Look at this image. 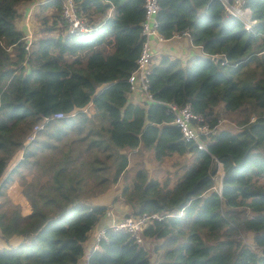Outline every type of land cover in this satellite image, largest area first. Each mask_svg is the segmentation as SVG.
Instances as JSON below:
<instances>
[{
    "label": "trees",
    "instance_id": "obj_1",
    "mask_svg": "<svg viewBox=\"0 0 264 264\" xmlns=\"http://www.w3.org/2000/svg\"><path fill=\"white\" fill-rule=\"evenodd\" d=\"M32 1L0 0V264H78L91 231L118 200L131 215L160 217L143 231L152 256L106 227L87 264H264V0L246 2L250 31L217 0H158L162 37L187 31L203 55L184 65L161 57L148 75L149 103L131 102L128 83L142 0H74L93 35L67 34L57 15L60 35L26 49L15 23L17 7ZM63 1L41 9L60 14ZM167 103H191L211 129L225 120L238 131L209 134L206 151L198 150L172 125ZM56 113L63 117L52 119ZM45 118L38 132L47 139L28 141ZM34 142L50 155L32 162ZM140 145L156 163L172 154L191 160L175 165L172 183L150 179L141 165L123 184L127 152ZM22 167L38 168L22 185L27 214L6 195ZM246 234L254 235V248L242 242Z\"/></svg>",
    "mask_w": 264,
    "mask_h": 264
},
{
    "label": "built area",
    "instance_id": "obj_2",
    "mask_svg": "<svg viewBox=\"0 0 264 264\" xmlns=\"http://www.w3.org/2000/svg\"><path fill=\"white\" fill-rule=\"evenodd\" d=\"M143 1V19L140 23V49L139 55L136 60L135 70L131 73L128 79L130 86V91L136 92L140 91L146 95V97L151 100L148 94V75L150 74V63L153 55L152 39L155 37L159 42H163L164 38L159 34V22L157 15L159 12L158 0H142ZM224 8L226 16L233 17L237 19L242 25L245 31H250L255 21L251 19L250 11L245 8L247 0H217ZM35 6H32L34 8ZM60 19L64 21L67 28V34L77 35L88 38L92 35L94 28L93 26L84 18H82L75 6L74 0H64L63 5L60 10ZM180 37H188L187 32L178 33ZM26 42V49L30 46L33 41L32 34L29 29L24 37ZM167 111L172 114L174 125L181 133L182 140L184 142L193 143L198 150L206 151V142L203 137L214 133V129H211L207 123L206 119L197 114L191 103H186L184 105H178L176 103L165 104ZM63 114L56 113L53 115L52 119H61ZM254 119H252L253 121ZM49 121L45 118L43 122ZM43 128V124L36 125L33 128V135L29 138L30 141L34 139V135ZM221 178L223 173L221 169H218ZM220 178V179H221ZM214 190L219 192V189L214 187ZM152 219L159 220L160 217L153 215L147 216L143 215H129L128 217L122 219L119 223L110 226L115 231H121L129 234L138 244H143V231L146 228L148 222ZM101 239H105L104 230L100 231L96 235V241L94 248L98 247V243ZM144 240V239H143Z\"/></svg>",
    "mask_w": 264,
    "mask_h": 264
},
{
    "label": "rangeland",
    "instance_id": "obj_3",
    "mask_svg": "<svg viewBox=\"0 0 264 264\" xmlns=\"http://www.w3.org/2000/svg\"><path fill=\"white\" fill-rule=\"evenodd\" d=\"M40 8H42V6H40V5L35 6L34 12L36 14L34 13L31 15V18H30V25L32 26L31 34L33 35V37L35 36V39L41 38V37H46L47 35H50L53 37H58L60 35V29L61 28L59 26L60 23L56 19V16L57 15L59 16V13H57L55 9L46 10V8H43V10H41ZM35 15H38V16L35 17ZM55 20L57 21L56 24H55ZM16 23L18 24V26L20 25V23L18 21ZM90 111H92V110H90ZM41 124L44 125V122H41L38 125L40 126ZM219 125H220V127H219ZM219 125L217 126L216 130L214 129V132H220L223 129H230L229 126L234 127L232 124H229L225 120H222L219 123ZM233 130H237V129L234 127ZM32 135H33V133H32ZM73 136H74L73 134H70V137H73ZM46 139H47V137L44 134L38 132L34 135L33 140L40 141V140H46ZM28 141H30L29 138H28ZM51 142L55 143L56 141L54 140ZM64 142H65V139H63L60 142H56V145L60 146ZM32 148L37 153L36 158L35 157L28 158V159H34L35 158V160H32V162L37 161V160L41 161L42 158L45 159L46 157H48L50 155L49 153H51L49 150L39 151L38 149H36L37 148L36 142L31 144V149ZM127 154H128L129 163H128V167H127V170H126L125 175H124L123 184H130L131 183L134 172L141 165H144L146 167L147 172H148V176L150 179L157 180L161 184H163L166 181L168 175H171V174L175 175L178 173L177 166H175V165L172 167H167L165 165L166 166V168H165V166L163 165L164 162H160L158 164V166H156L154 163H152L150 157L148 156V152H145V151L144 152H138V150L135 149L134 151L127 152ZM134 160H136V163H134ZM220 167L221 166L219 165V168ZM37 170H38L37 167H35V169L33 171L27 170L25 167H22L19 171L21 172V174H23V177L21 178L19 176V173L17 172L16 175H14V182L11 184V186L8 188V190L6 192L7 197L12 202L20 204V206L22 207V211L24 208L23 213L27 212V210H29V207H28L25 199L22 196V185H24L23 184V182H25L24 180H26L27 182H29L30 180H33L35 177V176H33V174ZM166 170L168 172H166ZM174 175H173V177H174V179H176V176H174ZM217 175H218V172H217ZM217 175H216L215 179L217 178ZM216 181L218 183L219 179H216ZM119 186L120 185L116 186V190L119 189ZM122 204H123L122 202H119V203L115 202L114 204H112L110 206V208L113 207V208H116L115 209L116 211H117V209L120 211V214H118V215H120L121 217L119 219H124V218L128 217V215H124V213H126V212L121 211V210L125 209L124 205H122ZM110 208L108 209V211L110 210ZM129 212H130V210H129ZM130 215H131V213H130ZM101 221L104 222V217L102 218ZM253 236L254 235H251V234L244 235L242 242L244 244L249 245L251 248H254V244H253V240H252ZM95 241H96V238H95ZM145 241L146 240L142 239V243L144 242L142 245L147 249L149 255L152 256V254H151V251H152L151 242H150V240H148V242L145 243ZM91 243H93V240L91 241ZM2 248H3V246H0V249H2Z\"/></svg>",
    "mask_w": 264,
    "mask_h": 264
},
{
    "label": "crops",
    "instance_id": "obj_4",
    "mask_svg": "<svg viewBox=\"0 0 264 264\" xmlns=\"http://www.w3.org/2000/svg\"><path fill=\"white\" fill-rule=\"evenodd\" d=\"M47 1L48 0H34L32 2L22 3L17 7V13L19 15V18L17 21L20 23V25L18 26V24L15 23V26H16L18 31L23 33L24 37L27 34L28 29L31 33L32 26L30 25V18H31V15L35 13L34 12L35 7L32 8V6H39V5L41 6L45 3H47ZM38 15H35V17ZM158 32H159V30H158ZM181 32H187V31H181ZM181 32H179V33H181ZM92 35H93V33H92ZM32 37H33V35H32ZM34 39H35V36L33 37V40ZM151 43H152V47H153V55H152V59H151L149 69H151L152 65L157 64L159 62V60L161 59V57H163V56H167L170 60H179L181 65H184L188 59L195 57V56H202L203 55L201 47L195 46L192 43V39H191L190 34L188 37H185V36L180 37L178 35V33H176L170 39H164L163 42H159L157 40V38L155 37L154 39H152ZM130 101L133 103H149L150 102V100L146 97V95L140 91L132 92L131 96H130ZM88 108H89L88 111L90 113L94 112L92 105L88 106ZM90 110H92V111H90ZM220 125H219V127H220ZM229 127H230V129H223V130H226V131H229L232 133H236L238 131V130H233L234 127H231V126H229ZM136 150H138V152H144L142 145H140L138 148H136ZM148 156L150 157L152 163H154L156 166H158L159 163H156L152 160V154L148 152ZM190 160H191V155L187 154L184 156H180L178 154H172L171 156H169L168 158H166L162 162H164V164H163L164 166L166 165L167 167H172V166L178 165V164H186ZM134 163H136V160H134ZM166 166H165V168H166ZM220 169H221V167H220ZM166 172H168V171L166 170ZM173 175L174 174L167 176V177L171 178L170 183H172L175 180ZM220 178H221V175H220V173H218L216 179H219V181H218V183H216V189H219V192L221 190ZM116 202L119 203L121 201L118 200ZM122 205H124L125 209H123L121 211L126 212V213H124V215L129 216L130 215L129 207L127 205H125L124 203ZM115 209L116 208L111 207L110 210L104 216V222H102L101 221L102 219H101L98 226H96L91 231L88 240L83 245L84 256L78 261V264H87L90 253L95 249L94 244H95L96 235L100 231L104 230L106 227H110L111 225L119 223L122 220V219H119L121 216L118 215V214H120V211L118 209L116 211ZM23 211H24V208H23ZM25 213L26 214L29 213V210H27V212H25ZM92 240H93V243H91ZM147 242L148 241L146 240L145 243H147ZM0 246H3V247L5 246V243H4V241H2L1 237H0Z\"/></svg>",
    "mask_w": 264,
    "mask_h": 264
}]
</instances>
